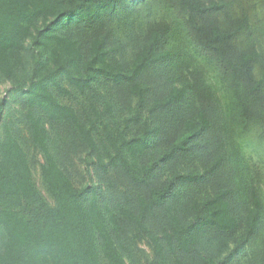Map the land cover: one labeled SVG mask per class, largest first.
Listing matches in <instances>:
<instances>
[{
    "label": "trees",
    "instance_id": "obj_1",
    "mask_svg": "<svg viewBox=\"0 0 264 264\" xmlns=\"http://www.w3.org/2000/svg\"><path fill=\"white\" fill-rule=\"evenodd\" d=\"M167 1L197 49L242 90L244 103L264 111L257 26L226 15V1ZM148 2L0 0V82L10 79L21 91L29 133L22 137L6 121L0 138V264H127L132 234L149 239L154 264H227L211 245L220 248L238 232L264 249L263 197L210 88L197 77L181 79L182 71L181 86L169 75L179 67L171 63L183 62L168 48L171 24L150 22L130 64L112 61L108 31L95 30L81 44L64 31L69 20L99 27ZM100 79L113 82L122 102L135 94L148 108L135 135L111 124L112 103L93 85ZM64 80L84 95L80 107L56 94L71 93ZM27 144L42 154L54 205L34 179ZM81 149L93 155L100 184L80 189L69 164Z\"/></svg>",
    "mask_w": 264,
    "mask_h": 264
},
{
    "label": "rangeland",
    "instance_id": "obj_2",
    "mask_svg": "<svg viewBox=\"0 0 264 264\" xmlns=\"http://www.w3.org/2000/svg\"><path fill=\"white\" fill-rule=\"evenodd\" d=\"M220 1L227 3L226 15L229 13L234 19L246 18L247 23L257 26L259 37L256 40V46L264 53V0ZM225 12L220 13L221 18L225 17ZM159 20H165L173 27L168 48L172 51L171 55L178 54L183 60L182 63H171V67L179 66L173 70L169 69V75H174L171 78L172 81L180 86L183 85V80H180V71H182L186 76L182 75L181 79L194 81V78L197 77L200 84L210 88L214 102L219 106L227 123L230 139L239 147L243 163L248 168L254 184L259 187L264 200V111L249 107L247 102L244 103L245 97H243L242 90L229 84L214 64L197 49L187 32L184 18L173 9L167 0H149L148 3L136 7L123 19L114 16L99 27H95L93 24L81 26L79 23L69 20L64 31L80 44L87 40L95 30L103 33L108 31L112 61L130 64L138 52V45L143 40L148 24ZM41 22L40 20L39 24ZM236 25L230 22V26ZM27 45L31 46V39L27 40ZM115 47H117L116 50H114ZM21 77L28 82L29 71L23 72ZM152 77L151 79H153ZM63 85L69 88L71 93L61 94L56 91L59 99L64 103L80 107L85 99L84 95L70 86L66 80L63 81ZM93 85L99 88L104 98L110 99L114 116H109L103 102L100 106L101 111L105 113L106 117L109 116L112 125H118L128 136L131 137L138 133L142 124L150 118L148 108L139 106L138 97L135 94L131 95L126 103L122 102L111 80L107 82L105 79H100L97 82L94 81ZM20 94L21 91L14 86V81L4 79L0 82V138L3 136L6 121L12 124L13 130L22 137L25 138L29 135L22 117L26 109L20 101ZM25 147L30 159H35L32 166L33 176L39 190L48 203L54 205L55 200L48 191L42 176V154L30 144ZM69 167L78 188L100 184V180L95 174L94 157L88 151L81 149L72 155ZM179 190L176 189L177 195L180 193ZM4 240L5 235L0 228V245L4 243ZM130 240L129 247L133 255L130 257L129 254H126L127 264H154V252L149 239L135 237L132 234ZM240 240H243V243L239 251L233 258H228L227 255ZM225 243L219 244L220 248L216 241L211 245L215 250L217 260H225L227 264H264V249L261 240H249L238 232L235 235H228Z\"/></svg>",
    "mask_w": 264,
    "mask_h": 264
}]
</instances>
